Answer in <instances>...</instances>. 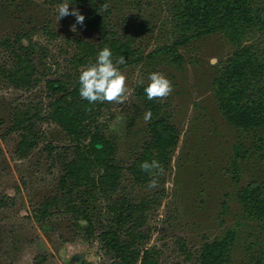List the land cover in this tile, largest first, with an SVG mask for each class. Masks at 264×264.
Listing matches in <instances>:
<instances>
[{
    "label": "rangeland",
    "instance_id": "1",
    "mask_svg": "<svg viewBox=\"0 0 264 264\" xmlns=\"http://www.w3.org/2000/svg\"><path fill=\"white\" fill-rule=\"evenodd\" d=\"M178 1L96 0L99 31L77 24L72 15L57 20L58 4L51 0H0V39L32 33V42L47 49L46 60L33 56L39 77L45 79L55 75L54 66L50 71L49 65L56 61L63 69L75 53L67 39L98 44L103 33H130L139 60L121 69L127 77L126 98L112 103L101 120L102 131L115 147L114 160L125 167L147 139L146 108L134 88L140 81L147 83L149 72H161L172 82V92L158 98L159 115L176 128L178 142L171 150L169 168L152 176L155 187L149 188L148 183L138 186L124 173L113 199L123 196L131 204L150 201L143 227L148 239L143 245L159 252V264H193V259L179 251L177 240L194 254L225 230L234 233L230 264H254L256 250L264 249V225L241 213L236 193L259 176L261 166L255 159L243 162L238 181L233 177L232 146L239 140L250 148L252 138L222 117L214 93L226 59L246 39L223 30L194 36L177 48L179 61H174L166 48L179 35L173 11ZM73 8L69 5V12ZM75 9L85 16L93 13L87 8ZM72 25L75 31L70 30ZM46 27L53 38L45 33ZM211 57L217 59L215 65L209 64ZM5 62L6 55L0 51V66ZM49 102L43 83L21 92L0 82V264H111L113 256L99 236L108 224L103 205L90 210L96 237L88 240L68 217L54 211L44 221L33 218L38 206L57 193L63 166L72 157V143L56 125L36 123L38 147L21 158L18 137L8 130L17 105H30L45 115ZM259 230L263 235H258ZM254 238L263 241V248Z\"/></svg>",
    "mask_w": 264,
    "mask_h": 264
},
{
    "label": "trees",
    "instance_id": "2",
    "mask_svg": "<svg viewBox=\"0 0 264 264\" xmlns=\"http://www.w3.org/2000/svg\"><path fill=\"white\" fill-rule=\"evenodd\" d=\"M148 3L158 0H146ZM61 0H51V4H59ZM77 9H91V15L84 16L83 24L96 27V0H66ZM175 29L178 37L166 50L174 61H179L177 48L188 42L191 37H201L217 30H223L232 37H245V44H236V48L226 59L225 64L215 80V99L222 117L231 125L240 129L252 138L250 148L237 140L232 146L233 177L238 181L243 162L256 160L261 166L259 176L246 185L240 186L236 193V201L241 213L247 219L264 225V0H180L173 6ZM31 32V31H30ZM48 37L53 38L48 27ZM32 33L16 34L12 38L0 39V51L8 60L0 66V82L10 88L29 92L41 83L48 94L50 102L45 115L41 110L30 105L19 104L12 111L11 127L8 130L18 137L19 157L25 158L32 153L39 142L35 130L36 123H52L56 125L72 143V157L63 166L57 181L54 196L46 198L34 211L33 218L41 222L54 211L55 215L66 216L75 230L81 232L85 240L96 237L90 210L105 207L108 221L99 236L103 247L113 256L111 264H159V252L155 248H146L143 244L148 235L143 231L145 212L150 201L144 199L131 204L125 197L116 199L124 173L138 186L147 185L152 176L141 171L140 163L156 159L163 171L170 165L171 150L178 142V133L159 115L158 98L148 100L142 85L134 88L135 96L140 99L152 113L147 125V139L140 152L125 167L115 162L113 142L102 131L101 120L104 112L115 101L94 102L89 104L78 94V69L95 61L97 52L108 47L112 51L113 60L124 59L117 65L124 66L139 60L138 51L133 47L134 39L124 31L103 33L98 44L81 39L67 42L72 45L74 54L66 61L63 69L54 61L48 70L52 78L41 79L37 73L33 56L38 55L46 60L48 54L45 47L32 42ZM27 45L23 44V41ZM1 154V149H0ZM239 173V174H238ZM159 175V174H158ZM223 211L227 209L225 203ZM84 223V226L82 225ZM258 235H263L259 230ZM255 241L258 238H254ZM263 248V241H259ZM234 244V233L225 230L223 234L204 243L196 253L186 250L184 242L177 240L179 251L186 259L194 260L193 264H230ZM253 246V243L249 245ZM256 246V245H255ZM254 264L264 261V249L256 250ZM43 258L40 260V263Z\"/></svg>",
    "mask_w": 264,
    "mask_h": 264
},
{
    "label": "clouds",
    "instance_id": "3",
    "mask_svg": "<svg viewBox=\"0 0 264 264\" xmlns=\"http://www.w3.org/2000/svg\"><path fill=\"white\" fill-rule=\"evenodd\" d=\"M56 19L72 15L75 17L77 24H83L84 16L75 8L69 12V4L66 0L56 6ZM70 30L75 31V25L70 26ZM124 63V59L113 60L112 51L108 47L101 48L96 56L95 61L82 65L78 69V94L82 100H86L89 104L94 102L116 101L121 103L126 98L128 92L126 84V75L119 69L117 65ZM217 59L211 57L209 64L215 65ZM143 87V93L148 100L155 98L167 97L172 92V82L161 72L153 71L147 74V83L140 81ZM152 113L150 110H145L144 120L151 119ZM141 171L149 172L150 175H158L163 171L162 165L156 159L151 161L145 160L140 163ZM156 186V179L148 181V187Z\"/></svg>",
    "mask_w": 264,
    "mask_h": 264
},
{
    "label": "water",
    "instance_id": "4",
    "mask_svg": "<svg viewBox=\"0 0 264 264\" xmlns=\"http://www.w3.org/2000/svg\"><path fill=\"white\" fill-rule=\"evenodd\" d=\"M81 260V259H80Z\"/></svg>",
    "mask_w": 264,
    "mask_h": 264
}]
</instances>
